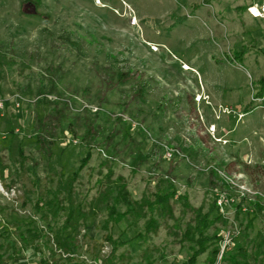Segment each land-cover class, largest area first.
<instances>
[{"label": "rangeland", "instance_id": "rangeland-1", "mask_svg": "<svg viewBox=\"0 0 264 264\" xmlns=\"http://www.w3.org/2000/svg\"><path fill=\"white\" fill-rule=\"evenodd\" d=\"M257 1L0 0V264L51 256L45 227L56 230L64 216L41 218L34 204L41 189L55 190L50 172L77 170L87 143L96 149L79 173L78 203L95 194L105 155L114 160L107 164L112 178L122 176L133 199L154 193L166 176L177 195L174 219L144 244L126 243L142 221L119 222L110 241L103 219L89 220L73 263L186 259L182 232L193 214L180 198L206 212L217 193L234 195L220 173L256 193L238 202L246 211L218 208L221 221L207 232L222 237L213 264H229L236 246L250 250L264 236V108L251 101L264 74V22L246 13ZM169 149L177 152L172 158ZM224 233L230 244L219 256Z\"/></svg>", "mask_w": 264, "mask_h": 264}, {"label": "trees", "instance_id": "trees-1", "mask_svg": "<svg viewBox=\"0 0 264 264\" xmlns=\"http://www.w3.org/2000/svg\"><path fill=\"white\" fill-rule=\"evenodd\" d=\"M125 76L127 74H122V77ZM263 93L264 74L259 78L257 95ZM4 104L6 105V102ZM136 130L139 131L140 129L137 128ZM37 141H39L38 138ZM17 149L21 161L26 160L22 147L18 146ZM94 149L96 148L92 144L87 143L84 146L83 155L78 161L77 170L67 175L60 172H50L48 184L55 182V190L46 186L39 192L34 209L36 212L41 213V218L44 215L56 217L60 213L64 216L63 224L56 230H53L49 223L46 224L45 229L52 238L51 244H53L52 246L55 250H50L51 256L49 258L40 259V264H75L72 261L78 249L76 244L77 238L80 236L81 230L87 227V223L91 219H103L102 230L106 234L105 239L110 241L111 230L119 222L128 221L129 218L133 220V223L142 221V228L126 241V243L130 244L132 240H140L142 244L148 242L150 235H157L162 222L167 221V219H174L171 201L175 199L177 190L170 178L167 176L160 177L154 193L144 195L140 200H135L128 191L127 184L122 176L112 178L114 173L112 168L107 166L110 160L105 154L104 164H101V167L106 166L107 169L104 174L101 171L99 172L100 177L97 178L94 184L95 194L88 202L83 201V203H78V193L75 192L76 183L80 171L92 159ZM113 161L112 159L110 163ZM4 170L2 159L0 158V182L3 186L6 184ZM37 179L40 181L39 178ZM184 198H180L183 207L186 211L193 214L191 222L187 223L186 229L182 232V240L189 242L188 252L190 254L180 262L172 261L171 263L164 264H198L199 256L205 253H207V264H213L218 255L222 239L216 233H207L211 227L213 228L215 223L221 221V216L218 214V207L216 205V198L206 212H203L201 208H191L183 200ZM253 206L256 212H260L261 208L258 204L255 203ZM121 209L124 210L122 211ZM236 209L237 212H241V205L236 204ZM15 223L12 225L18 228L19 222ZM24 223L26 225H34L33 221ZM19 237L22 238V235L19 234ZM20 240L24 241L23 238ZM250 244V250H247L243 246H236L237 253L229 257V264H259V259L264 258V236L258 233L250 241ZM147 251L148 249L144 250L143 256H149L147 255ZM2 262V257H0V263Z\"/></svg>", "mask_w": 264, "mask_h": 264}, {"label": "built area", "instance_id": "built-area-1", "mask_svg": "<svg viewBox=\"0 0 264 264\" xmlns=\"http://www.w3.org/2000/svg\"><path fill=\"white\" fill-rule=\"evenodd\" d=\"M246 13L248 16L252 19H257L264 22V0L257 1L250 3L246 7ZM251 101L256 104L258 107L264 108V93L261 95H251ZM18 107V105H16ZM4 108V101L0 100V109ZM241 116V115H240ZM177 153L175 150L169 149L166 153L167 158H172L173 155ZM264 165V164H263ZM220 178L223 180L224 183L229 187V189H232L234 191V195H231L230 192H219L217 193L216 198V205L219 209H223L225 206H232L238 204L239 201L250 198V195H255V191H251L248 188H246L245 184H242L238 182L237 178H229L226 175H223L220 173ZM258 194V193H257ZM241 211H246V207L241 206ZM229 233H224V241L221 246V253L219 256L222 255L223 251L226 247L230 244V238L231 236ZM229 237V238H228Z\"/></svg>", "mask_w": 264, "mask_h": 264}]
</instances>
